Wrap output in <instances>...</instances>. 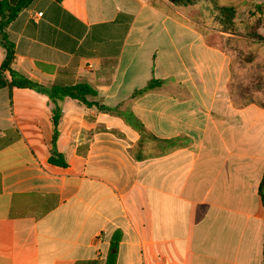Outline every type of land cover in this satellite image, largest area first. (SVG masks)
I'll list each match as a JSON object with an SVG mask.
<instances>
[{
  "label": "crops",
  "instance_id": "1",
  "mask_svg": "<svg viewBox=\"0 0 264 264\" xmlns=\"http://www.w3.org/2000/svg\"><path fill=\"white\" fill-rule=\"evenodd\" d=\"M219 1L238 33L169 0H33L10 23L16 71L107 110L0 89V264H264V104L240 96L264 0Z\"/></svg>",
  "mask_w": 264,
  "mask_h": 264
},
{
  "label": "trees",
  "instance_id": "2",
  "mask_svg": "<svg viewBox=\"0 0 264 264\" xmlns=\"http://www.w3.org/2000/svg\"><path fill=\"white\" fill-rule=\"evenodd\" d=\"M62 1V0H57ZM180 9H188L196 6L203 7V12L211 14L219 28V30L228 33H238V11L234 6L223 5L219 0H169ZM33 0H0V44L5 49V58L0 65V89L8 88L12 91L14 88H31L38 90L49 96L54 102H58L65 98H72L82 102L87 107L93 105L98 106L103 110H107L104 106L96 102L88 100L89 96H95L96 91L91 88L90 85L80 83L69 86H52L44 87L39 85L13 68V61L15 57V45L11 42L7 35V28L10 23L26 8L30 6ZM250 17L258 16L259 19L253 23L248 24L251 31L249 36L258 42L264 43V37L255 33V29L262 23L261 19L264 18V5H258L253 8L252 12H248ZM160 84L159 81H151L143 90L137 92L142 94L147 90L153 89ZM62 116L61 108L57 105L54 108L53 123L55 127V133L53 137V150L50 158L51 163H60L65 166V162H60L58 157L60 156L56 150V140L58 137V124ZM128 122L133 123L134 119L130 114H124ZM259 193L261 195L264 204V176L259 187ZM107 264H113L108 262Z\"/></svg>",
  "mask_w": 264,
  "mask_h": 264
},
{
  "label": "rangeland",
  "instance_id": "3",
  "mask_svg": "<svg viewBox=\"0 0 264 264\" xmlns=\"http://www.w3.org/2000/svg\"><path fill=\"white\" fill-rule=\"evenodd\" d=\"M252 11L253 9H250V12ZM262 47L264 48V45H259L258 48L253 46L251 51H257V55L249 53L246 58L249 68L246 73H242V76L247 78L248 85L246 92L240 91V96H244L247 101L254 99L264 104V52L263 54L260 52Z\"/></svg>",
  "mask_w": 264,
  "mask_h": 264
},
{
  "label": "built area",
  "instance_id": "4",
  "mask_svg": "<svg viewBox=\"0 0 264 264\" xmlns=\"http://www.w3.org/2000/svg\"><path fill=\"white\" fill-rule=\"evenodd\" d=\"M42 15V13H39V15L38 16H41Z\"/></svg>",
  "mask_w": 264,
  "mask_h": 264
}]
</instances>
